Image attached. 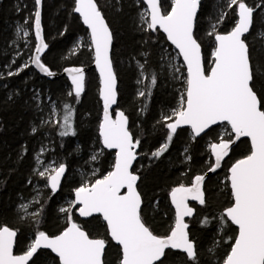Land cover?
Here are the masks:
<instances>
[{
  "label": "trees",
  "instance_id": "1",
  "mask_svg": "<svg viewBox=\"0 0 264 264\" xmlns=\"http://www.w3.org/2000/svg\"><path fill=\"white\" fill-rule=\"evenodd\" d=\"M246 1L253 6L261 2ZM170 2L168 0L169 4ZM214 2L215 0H201L194 31L202 47L206 72L211 66V54L215 47L214 35L208 34L211 32V23L217 22L216 33H227L237 19L227 7L224 13L228 15L220 18ZM98 4L113 32L111 58L117 76V108L122 109L128 117V127L133 138L140 140L138 158L133 169L141 177L138 191L141 192L143 201L142 216L155 234L163 236L174 224L169 192L177 185H189L196 175L203 174L212 166L213 159L208 144L218 141V126L210 128L197 138L188 129H178L171 142L166 140L169 130L163 117L171 115L180 106L187 76L185 67L180 59L179 72H175L170 66L165 52L174 49L161 31L144 30L145 26L139 19V12L144 7L141 0H98ZM33 6L34 0H0V227L8 226L17 231L15 254L27 250L37 231L54 236L64 230L68 220L66 214L59 211L60 203L65 198H72L74 189L80 186L75 179H66L67 173L81 167L88 151L100 145L98 127L102 105L98 93L99 81L94 69H89L86 73L85 91L78 102L74 96L68 95L72 88L64 76L43 77L31 63L19 75H8L9 71H16L21 65L25 52L13 63L11 43L15 40V23L31 17ZM73 7L74 0L42 2L41 24L45 41L49 44L42 55V62L53 72L59 73L68 66H89L92 63L88 32L79 17L73 13ZM260 17L264 18V9H257L254 13V26L246 37L253 58L264 65V43L254 35L256 26L261 21ZM31 22L29 20L30 24ZM79 36H83L86 41L73 52L72 48ZM31 38L32 45L28 51L32 56L33 35ZM138 64H144V69L141 70ZM141 71L145 76L155 73L157 84L150 86V80L143 77V83L139 87L137 82L141 79ZM149 86L150 95L147 94ZM141 90L146 92L144 97L138 95ZM51 104L55 105L57 111L55 119L51 117ZM64 104H69L74 109L75 136L61 137L58 134L62 129L55 121L63 123L61 117L64 114ZM41 121L51 122L42 124ZM33 127L37 128L35 134L32 133ZM44 141L49 143L50 151L48 150L47 156L52 155L60 163H64L67 167L66 174L56 193H52L49 187L44 189L38 213L22 218L18 212V204L21 199L32 195L36 179L34 156ZM165 142L169 143L168 150L159 158L152 156ZM249 152V141L241 139L232 148L227 159L235 162ZM101 153L96 164L97 174L91 180L100 178L112 169L114 152L102 148ZM224 173L227 174L223 167L207 177L204 184L206 203L195 204V215L188 220L190 239L196 242L198 264H215L213 257L221 258L224 252L230 250L233 242L231 239L225 240L232 235L231 229L234 226L229 225L218 236L221 246L215 248L211 256L200 254L203 246L213 244L217 232L215 213L230 195L229 188H225L227 195L220 191V176L225 175ZM72 216L90 235L109 241L106 264H115L120 250L108 237L101 217L93 216L83 220L76 213ZM205 218L209 221L206 225L203 223ZM29 264H58V259L48 250H39ZM167 264L193 262L187 260L183 253L174 251L170 253Z\"/></svg>",
  "mask_w": 264,
  "mask_h": 264
},
{
  "label": "snow or ice",
  "instance_id": "2",
  "mask_svg": "<svg viewBox=\"0 0 264 264\" xmlns=\"http://www.w3.org/2000/svg\"><path fill=\"white\" fill-rule=\"evenodd\" d=\"M42 2L34 0L35 11L31 17L25 18L24 24L32 20L34 27L36 43L34 54L29 57L31 65L51 77L55 73L42 62V54L49 48L41 24ZM142 2L147 6V10L140 14L141 22L146 26L144 30H162L167 40L179 50L186 65L185 90L180 98V106L171 115L163 117L169 130L166 140L171 142L173 134L182 125L190 126L196 137L214 125H226L228 138L221 136L218 142L210 145L215 157L214 166H209L210 172H215L221 166V161L229 155L236 141L242 137L250 140L249 154L236 160L229 169L232 202L224 209L219 220L222 226L228 222L235 225L238 233L230 238L233 242L223 264H264V65L253 58L246 37L254 26V13L257 9H264V0L255 6L249 5L246 0H227V8L237 19L234 27L225 34L216 33L215 25L208 33L214 35L216 46L211 54L212 67L207 72L201 44L194 34L201 0H171L170 4L168 0ZM73 12L79 14L90 30L88 46L94 53L103 100L99 135L105 149L115 150V161L107 174L95 180H86L74 189L75 199L68 208L60 209L67 213L68 220V226L60 234L50 236L44 231H37L27 250L22 255H15L17 231L8 226L0 227V264H29L39 249H50L58 257V264H106L109 241L90 235L84 226L73 219L72 209H76L80 217L89 218L96 214L102 217L108 237L119 246L118 264H167L170 253L177 250L193 264H198L196 242L190 239L185 217L194 215L189 200L197 201L200 205L206 203L203 189L205 175H196L190 186L181 184L171 190V202L175 206L174 224L166 235L155 234L143 219L142 195L138 191L141 177L133 169L140 140L133 138L128 128V117L123 111L116 112L115 118L109 111L117 103V76L110 56L113 32L98 0H74ZM21 33L23 37H29V31L23 25H18V38ZM260 35L264 36V33ZM29 66V63H25L16 71H9L8 75H19ZM138 66L141 70L145 67L144 64ZM64 71L72 85L68 95L74 96L78 102L85 91L84 68L69 67ZM179 71V68H175V72ZM141 76L150 80V86L157 84L155 73L145 76L141 71ZM138 82L143 83V80ZM150 86L148 95L151 94ZM138 95L144 97L146 92L141 90ZM63 109V123L55 121L62 129L58 134L61 137L75 136L74 109L69 104H64ZM50 122L41 121L42 124ZM36 132L37 128L33 127L32 133ZM168 142L163 143L152 156L161 157L169 148ZM43 151L41 149V154ZM98 155H93L91 159L97 160ZM36 159L38 163H43L39 155ZM66 170L64 163H53L35 171L55 193ZM20 207L26 211L28 205ZM203 223L208 224V219L205 218Z\"/></svg>",
  "mask_w": 264,
  "mask_h": 264
},
{
  "label": "rangeland",
  "instance_id": "3",
  "mask_svg": "<svg viewBox=\"0 0 264 264\" xmlns=\"http://www.w3.org/2000/svg\"><path fill=\"white\" fill-rule=\"evenodd\" d=\"M214 4H215V6L217 8V14L219 15V17L220 18L223 17V15H224V9L227 7L226 6L227 5V0H215ZM248 4L251 5V6H253L251 3H248ZM146 10L147 9H146L145 6L143 8H141V10L139 12L140 22H141V15L140 14L142 12H145ZM34 11H35V3H34V6H33L32 13ZM25 18H27V17H25ZM260 19H261V21L258 22V24H257L258 26H256V30L254 31V35H255L256 39H259V40H261L264 43V36H261L260 35L261 33H264V18L263 17L262 18L260 17ZM24 21H25V19H24ZM24 21L23 22H16L15 23V26H14L15 40H14V42L11 43L12 46H13L12 47V50H11V52H12V56H11L12 61L15 60V59H17V57H20L22 55V53L25 51L24 52V58H23L20 66H22L25 63H29L30 64L29 57L31 55H30V52L28 50L30 49V46L32 45L31 35H33V38H34V34H33V23L31 22V24L28 23V24L25 25L24 24ZM18 25H23L24 28L29 31V37H27V38L23 37V34L22 33H21V35H20L19 38L17 37V35H16V29H17V26ZM213 25L216 26L217 25V22L214 21V22L211 23V25H210L211 31L213 30ZM143 26H145V25L143 24ZM33 40H34L33 41V51H34L36 41H35V38ZM88 40H89V37H88ZM85 41L86 40H85V38L83 36H79L76 39L75 44H74L72 50L75 49V51H76L78 48H80V46ZM165 55H166L167 61H169L171 67H173L174 69L175 68H179V66L181 65L179 63V59L180 58L178 56V53L175 50H171V51L168 50V51L165 52ZM211 61H212V57H211ZM8 68L10 69L11 67L8 66ZM141 80H143V77L142 76H141V79H139V81H141ZM137 84L140 87L142 83L137 82ZM50 107H51V113H52L51 117H53V119H55V117L57 115L56 108H55V115H53V106H52V104H51ZM225 128H226V125H218V128H217V133L219 134L218 141L221 138V136H223L224 138H228L227 137V134L225 133ZM99 140H100V138H99ZM213 142H215V141H213ZM213 142H209L208 148L210 147L211 143H213ZM99 144H100L99 146H96L95 148H93V149H91V150L88 151L87 155L82 160V166L81 167H77V168L73 169L70 173L69 172L67 173L66 179L67 178L68 179L69 178L75 179L81 185L86 180H91V178L94 177L97 174L98 167H97L96 164L98 162V158L101 155L100 154L101 153V150H102L101 141H99ZM41 149H44V151H43L42 154H41ZM49 149H50L49 148V143H47L46 141H44V143L42 144V146L39 148V150L36 152V154L34 156V158H35V169H34V173H35L36 179L34 180V184H33V192H32V195L30 197H28L26 199H21L20 202H19V204H18V212H19V214L21 215L22 218L32 217L33 215H36L38 213L39 200H40V198H41V196H42V194L44 192V189L48 188V186L46 185V181L43 178L39 177L36 174V171L35 170L36 169L43 170L44 167H46V166H48L50 164H53L54 163V164L58 165L60 163L52 155L47 156V152H48ZM97 154H99L97 160L93 161L91 159V157L93 155H97ZM37 155L40 156V161L43 162L42 164L41 163H38V161L36 159ZM224 163H225V161H224ZM224 163L222 164L221 168L224 167L225 170H226V172H227V174L224 173L225 175H221L220 176V178H221V180H220V183H221L220 191H222V194L223 195H227L226 194L227 191H226L225 188H229L230 195L224 201L223 205L221 206V209L215 213V227H216V231H217L216 232V236H215V239H214L212 245H210V246H208V245L207 246H203L200 249L201 256H211V254L213 253L214 249L221 246L220 239L218 238V236H220L221 231H222V229L224 227L231 225V223L228 222V224L226 226H222L221 225V222L219 220V217L222 215L224 209L226 207L230 206V204L232 202L231 190H230V186H229V182H228V169H229V167L234 162L228 161V159H227L226 160V163H225V166L226 167L224 166ZM94 172H95V175H93ZM223 195H221V196H223ZM71 201H73V197L72 198L71 197L65 198L60 203L59 211H60L61 208H68V206H69V204H70ZM25 204L28 205V208H27L26 211L20 207L21 205H25ZM71 211H72V214H74V213H76L77 210L76 209H72ZM61 213L62 214H66V218H67V213H64V212H61ZM173 223H174V221H173ZM231 233H232L231 237H234L237 234V229L235 227H233V229H231ZM229 237L230 236H227L225 238V240L228 241L230 239ZM209 249H212V251L210 252ZM227 253L224 252L222 254L223 256L221 258H217L216 259V257L215 258L213 257V259H215L214 261L216 262L215 264L223 263V260L226 257ZM115 264H118V261H116Z\"/></svg>",
  "mask_w": 264,
  "mask_h": 264
},
{
  "label": "water",
  "instance_id": "4",
  "mask_svg": "<svg viewBox=\"0 0 264 264\" xmlns=\"http://www.w3.org/2000/svg\"><path fill=\"white\" fill-rule=\"evenodd\" d=\"M142 1V0H141ZM143 3V2H142ZM144 4V3H143ZM144 6L146 7V9H147V6H146V4H144ZM198 12H199V9H198ZM198 12H197V14H198ZM75 15H77L78 17H79V14H77V13H75V12H73ZM79 19H80V22H81V24L83 25V27L87 30V32H88V37H89V32H90V30L87 28V26L86 25H84L83 24V21H82V18H80L79 17ZM234 27V26H233ZM159 31H161L162 32V34L165 36V39H166V41L173 47V49L178 53V56H179V58H180V60H181V62H182V64L184 65V67H185V71H186V65L184 64V61H183V57L179 54V50L178 49H176L175 48V45H173L172 43H171V41H169V40H167V36H166V34L165 33H163V31L162 30H159ZM194 31H195V28H194ZM33 34H34V27H33ZM218 34H225V33H218ZM248 34H246V36H247ZM34 38H35V35H34ZM89 41H90V38H89ZM199 42V41H198ZM214 46H216V42H215V38H214ZM214 49H215V47H214ZM46 51V50H45ZM111 53H112V49H111V52H110V56H111ZM33 54H34V51H33ZM32 54V55H33ZM44 54V53H43ZM42 54V55H43ZM201 55H202V59H203V63H204V57H203V51H202V47H201ZM112 59V58H111ZM32 67L41 75V76H43V77H46V78H56V77H59V76H64L67 80H68V82H69V84H70V86H71V88H72V85H71V81H70V79H69V77H68V74L64 71V69L65 68H69V67H83L84 68V72H85V76H86V73H87V71L89 70V69H94L95 70V72H96V74H97V77H98V81H99V90H98V93H99V99H100V101H101V105H102V115H101V121H102V119H103V100H102V98H101V96H100V88H101V84H100V77H99V71H98V69L96 68V65H95V61H94V53H93V51H92V63L89 65V66H68V67H65L61 72H54L55 73V75L54 76H51V77H49V76H46V75H44L42 72H40L39 71V69H37L34 65H32ZM212 67V64H211V66H210V68ZM210 68L208 69V71L210 70ZM186 75H187V71H186ZM83 94V93H82ZM117 99H118V94H117ZM109 111H110V114L112 115V117L113 118H115V113L116 112H118V111H123L122 109H119V108H117V103L116 104H114V105H112L111 106V108L109 109ZM124 112V111H123ZM126 115V114H125ZM101 121H100V123H101ZM129 124V123H128ZM214 126H218V125H214ZM214 126H212V127H214ZM211 127V128H212ZM129 128V127H128ZM178 129H188L189 131H190V133L192 134V136L194 137V138H197L196 136H194L193 135V133H192V130H191V128H190V126H188V125H182L180 128H178ZM177 129V130H178ZM209 129H207L206 131H205V133L208 131ZM130 131V130H129ZM131 132V131H130ZM204 133H202L201 135H203ZM200 135V136H201ZM98 136H99V138H100V141H101V147L104 149V150H108V151H112V152H114V161H115V150L114 149H105L104 148V146H103V144H102V139H101V137H100V135H99V127H98ZM199 136V137H200ZM233 139H235V137L233 136L232 137ZM241 139H247L248 141H249V144H250V140H249V138H241ZM240 139V140H241ZM213 143H216V142H213ZM238 143V141H236V143L232 146V148L236 145ZM212 144V143H211ZM232 148H231V150H232ZM231 150H230V152H229V155H230V153H231ZM138 151V147L136 148V152ZM209 151H210V154H211V157H212V159H213V164H212V166H214V164H215V157L212 155V153H211V150H210V147H209ZM249 154V153H248ZM228 155V156H229ZM228 156L227 157H225L224 158V160H222L221 161V166H222V164L224 163V161L228 158ZM137 158H138V156H137ZM243 158V157H242ZM239 159H241V158H239ZM238 160V159H237ZM136 162V161H135ZM135 162H134V164H133V167H134V165H135ZM235 163V162H234ZM114 164V163H113ZM221 166L219 167V168H217L216 169V171H218L220 168H221ZM232 166V165H231ZM230 166V167H231ZM230 167H229V169H230ZM229 169H228V176L230 175V173H229ZM112 170V169H111ZM215 171V172H216ZM215 172H210L209 170H206L203 174H199V175H205V181H206V179H207V177L208 176H210L211 174H213V173H215ZM66 174V173H65ZM64 178V177H63ZM63 178H62V180H63ZM194 179V178H193ZM193 179H192V181H193ZM62 180H61V182H62ZM192 181H191V183H192ZM205 181H204V184H205ZM228 182H229V180H228ZM191 183L189 184V185H185V186H190L191 185ZM204 184H203V189H204ZM61 186V185H60ZM179 185H177V186H175V187H178ZM229 186H230V182H229ZM50 188V187H49ZM174 188V187H173ZM172 188V189H173ZM51 190V189H50ZM59 190V189H58ZM57 190V191H58ZM231 190V189H230ZM56 191V192H57ZM55 192V193H56ZM170 193H171V191L169 192V202H170V204H171V206H172V208H173V210H174V221H175V206L172 204V202H171V195H170ZM75 199V195H74V193H73V200ZM189 206H191V207H193L194 208V205L196 204V205H200L197 201H191V200H189ZM224 212V211H223ZM76 215L79 217V218H81V219H83V220H85V219H89V218H85V217H80L79 216V213H78V211H76ZM194 215H195V208H194ZM193 215V216H194ZM94 216H99V214H96V215H94ZM193 216L192 217H185V221L188 223V220L189 219H191V218H193ZM101 219H102V217H101ZM189 224V223H188ZM68 226V224L66 225V227ZM236 229H237V227L235 226V225H233ZM65 227V228H66ZM64 228V229H65ZM14 230V229H13ZM237 233H238V229H237ZM60 234V233H59ZM58 235V234H57ZM114 243V242H113ZM115 244V243H114ZM116 245V244H115ZM14 247H15V245H14ZM119 247V246H118ZM39 250H48L49 252H51V250L50 249H39ZM38 250V251H39ZM37 251V252H38ZM178 251V250H177ZM24 253V252H23ZM23 253H19V254H15V252H14V254L15 255H22ZM51 254L52 255H54L57 259H58V257L56 256V254L55 253H52L51 252ZM34 256H35V254H34ZM33 256V257H34ZM33 259V258H32ZM31 259V260H32ZM30 260V261H31ZM30 261H29V263H30ZM223 264V263H222Z\"/></svg>",
  "mask_w": 264,
  "mask_h": 264
}]
</instances>
